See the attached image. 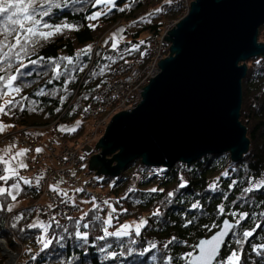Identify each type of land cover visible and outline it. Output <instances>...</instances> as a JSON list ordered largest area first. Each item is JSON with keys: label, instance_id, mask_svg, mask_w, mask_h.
Wrapping results in <instances>:
<instances>
[{"label": "trees", "instance_id": "1", "mask_svg": "<svg viewBox=\"0 0 264 264\" xmlns=\"http://www.w3.org/2000/svg\"><path fill=\"white\" fill-rule=\"evenodd\" d=\"M166 2L167 0H115L111 12L96 21L86 19V16L100 10L92 7L91 3L53 9L52 14L44 18L46 22L53 25L67 23L76 26L78 30L65 31L63 35L42 42L34 53L25 57L24 63L28 64V67L22 71L30 72L31 75H23L17 81L18 84L26 86L15 96L23 105L24 111H20L18 107L13 108L6 115L0 113V120L14 129H20V134L24 137L27 134L26 129H31V135L37 136L34 135L37 128L55 125L57 129L60 124L70 125L81 120L74 132H58L65 139L75 142L83 138L86 135L85 128L87 129L89 124L85 117V109L91 106L93 108L99 103L98 98L94 96L95 90L107 85L116 67H120L128 60H139L143 52L149 51L146 36L155 34L159 39L165 20L178 17L179 12L164 11ZM120 8L125 10L120 11ZM142 17L145 19L142 20ZM89 24H95L96 27L90 28ZM121 25H124L126 40L120 43L116 50L112 49V44L99 41L107 30L116 29ZM261 32H264V25L259 29L258 39L262 37ZM97 43L98 47L94 50ZM89 45L90 54L87 56L81 54L80 50ZM41 57L44 60L37 65L28 63L30 59L39 61ZM62 57L73 58L74 63L68 65L71 71L59 79H53L54 73L49 69V61ZM142 58L145 59L142 63L144 64L151 57L142 55ZM65 65L67 61L61 63L62 72ZM247 66V75L242 81L244 97L240 118L244 124L251 125L252 121L253 125L248 134L250 149L240 162H233L229 153H223L205 155L190 164L179 162L169 169H153L137 159L119 176H104L99 180L95 172L85 173L92 152L86 148L79 152L82 154L79 156L82 162L78 164L81 167L74 164L68 175L58 171L57 165L52 167L45 161L41 163L37 155L32 157L27 154L24 160L28 167L19 175L31 181V184L19 181L21 191L17 199L24 196L28 199L37 198L42 193L40 190L43 187L40 183L37 184V181H40L39 177L32 176L33 178L27 179L29 176L26 175L27 170L36 166V175L45 174L46 178L49 177L51 180L50 183L61 187L59 189L62 192L65 190L68 196L72 195L68 192L76 191L83 185L109 195L108 202L116 211L112 213L114 218L111 226L105 225L102 223L106 219L103 207L99 205L98 209H94L95 202L83 197L80 202L88 204L87 209L77 211L70 216L71 219L55 217L50 221V227L45 234L42 227H39L40 223L35 221L36 212L23 207L24 209L21 208L15 216L8 219L11 230L14 231L13 234L6 233L9 244L14 248L20 244L24 245L27 254L29 251H35L37 256L33 264H164L168 256L173 258L172 264H184L179 258L193 251L200 239L209 237L217 231L225 218L236 222L240 214L247 213V218L236 224L228 237L218 261L226 260L233 250H238L241 254L240 264H264V250H261L260 255L253 252L254 246L264 245V188L244 192L245 188L251 186L250 181L264 179V58L251 59ZM81 67L82 71L75 70ZM14 71L13 68L9 74H13ZM2 74L4 73H0ZM41 89L44 95H38ZM3 135L4 133L0 132V137ZM81 168L84 170L82 173ZM2 169L3 165H0V174H3ZM224 173L227 175H223ZM181 177L188 182V186L183 189L178 188ZM233 181L236 183L233 184ZM15 182L0 181V185L9 188ZM213 183L217 185L215 191L209 187ZM151 188L163 189V192L149 195L148 190ZM62 192L59 197L63 196ZM168 192H173L174 196L169 198ZM50 197L46 195L48 200ZM9 202H13L10 197H0V206H4V210H0V235L5 232L9 212L6 209ZM196 202L200 207L192 209L191 204ZM220 206L224 207L223 214L219 212ZM157 210L160 215H153ZM84 213H88V216L85 217ZM97 216L100 217V221L95 219ZM144 217L147 225L141 228L139 236H136L132 229L130 236L97 239L103 235L104 227L111 232L115 230L113 228L115 226L132 220L138 221ZM189 220L193 222L189 224ZM83 223H88L89 227L83 228ZM77 224L81 227L77 228ZM32 225L38 226L31 227ZM77 230L88 233L87 243L75 238L74 233ZM248 230L253 231V236L244 238L242 233ZM41 236L53 240L48 249L41 250L43 246L38 243ZM173 237L176 238L175 241L164 249L163 245ZM237 240L241 243H236ZM153 243L157 246L155 249L140 255ZM109 245L111 247H108ZM101 248H105L106 251H101ZM113 252L117 254L115 258L108 255ZM153 256L156 257L155 260L152 259ZM0 264L3 263L0 261Z\"/></svg>", "mask_w": 264, "mask_h": 264}, {"label": "water", "instance_id": "2", "mask_svg": "<svg viewBox=\"0 0 264 264\" xmlns=\"http://www.w3.org/2000/svg\"><path fill=\"white\" fill-rule=\"evenodd\" d=\"M262 25L264 0H193L163 38L170 54L158 62L139 102L111 118L88 168L117 177L137 159L165 169L223 153L240 162L250 148L240 121L242 81L247 61L264 57Z\"/></svg>", "mask_w": 264, "mask_h": 264}, {"label": "snow or ice", "instance_id": "3", "mask_svg": "<svg viewBox=\"0 0 264 264\" xmlns=\"http://www.w3.org/2000/svg\"><path fill=\"white\" fill-rule=\"evenodd\" d=\"M170 3L171 0H168ZM83 3H91L92 7L100 8L99 11H95L92 14L86 16V19L89 21H96L101 16H107L112 7L115 6V0H0V73H4L0 75V113L8 114L12 111L13 108H19L20 111H24L23 105L20 101L16 100L15 95H18L22 88L26 85H20L17 81L23 75H31L30 72H23L22 70L28 67V64L24 63L25 57L29 56L30 53H34L37 46L41 45L42 42L50 41L54 36L63 35L65 31H76L78 28L74 25L63 23L58 25H53L44 19L45 17H49L53 9H61L68 8L73 5H79ZM103 6V7H101ZM106 9V10H105ZM120 11H124V8H120ZM159 11V9L157 10ZM151 15V14H149ZM142 20L145 18H141ZM135 23V22H134ZM88 27L95 28V24H89ZM125 29H117L116 32L112 33L109 37L112 40V49L116 50L119 46V41L123 39V32ZM107 43V41H106ZM143 43V41L141 42ZM81 54L87 56L91 52V45L87 48L80 50ZM111 59V58H109ZM44 58H40V60H29V64L37 65L38 63L43 62ZM63 61H67V65L64 67V71H61V63ZM74 63L73 58L71 57H62L58 60H50L49 61V69L54 73L53 79H59L62 75L69 73L71 70L68 68V65H72ZM107 67V66H105ZM15 69L13 74H9L12 69ZM77 71H82L83 67L79 69H75ZM103 72V69H101ZM47 74V73H43ZM95 75V73H93ZM51 82V81H49ZM44 91L41 89L38 95H44ZM11 96V99L4 100L5 97ZM87 98V97H85ZM35 111V109H31ZM59 111V109H57ZM87 111V109H85ZM79 121H77V126H79ZM5 125L0 124V132H3L5 129ZM7 127H11L8 125ZM76 127L68 128L66 126H61L59 131H68L74 132ZM34 135H42V133L34 134ZM15 144H10L3 151L6 155H0V165H3L2 172L0 174V181L7 183L9 180H15L16 182L11 184L9 188H5L0 186V197H10L12 201H16L17 195L20 193L21 188L19 181H23L24 184H31V181L24 179L19 175V169H26L28 165L24 163L23 157L27 155L29 149H20L18 151H13L15 149ZM37 153L41 152L42 149L37 148L35 150ZM163 171V170H160ZM223 175H227L224 173ZM42 179V177H41ZM39 181H37V184ZM236 181H233L235 184ZM251 186L244 189V192H252L254 190H259L264 188V179L252 182L250 181ZM188 186V182L181 177V182L178 185L179 189L186 188ZM211 190H217V185L213 183L209 186ZM231 187V185H230ZM51 191L57 192L60 194L61 190L58 186H50ZM77 192L82 191V189H76ZM130 191H132L130 189ZM163 192V189L151 188L148 190V194L151 195L153 193ZM64 196H67V192H63ZM167 196L169 198L174 196L173 192H168ZM63 202V201H62ZM105 205H108L111 209L107 218L102 221L103 224L111 226L113 215L116 211L115 208L111 207L108 201L103 202ZM98 205L94 204V209H98ZM200 205L198 202L192 203L191 208L197 209ZM0 210H4V206H0ZM7 211L11 212L12 207H7ZM219 212L221 214L224 213V207H219ZM155 216H159L160 212L157 210L153 213ZM235 215V213H233ZM84 216L87 217L88 213H84ZM22 218V217H20ZM247 218V213H242L236 220L235 224L230 223L228 220L223 222L222 228L213 234L210 238L202 239L194 246V250L191 252L185 253L179 259L184 262V264H240L241 262V254L238 250H233L231 254L227 257L226 260L218 261V256L220 253L221 247L225 244V238L228 237L229 232L232 231L236 224H239L241 220ZM19 219V218H18ZM55 218H53L54 220ZM71 219V217H69ZM83 219V217L81 218ZM97 221H100V217H95ZM193 221L189 220L188 223H192ZM57 226H59L58 221L56 222ZM147 225L146 219H141L138 221L135 227V235H140L141 228ZM38 225H32L31 227H37ZM187 226V225H185ZM15 227V225H13ZM44 230L46 234L48 232V228L50 225H39ZM81 227L80 224H77V228ZM83 228L87 229L89 227L88 223H83ZM207 227V226H205ZM259 227V225H257ZM67 231V229H65ZM103 235L97 237L99 240H104L108 237H116L122 238L131 235L130 225L124 224L116 231H108L107 227L102 229ZM244 238H248L253 236V231L248 230L242 233ZM75 238L81 240L85 243L88 242V233L81 232L79 230L74 233ZM62 239V237L60 238ZM175 237L172 240L168 241L163 245L164 249H167L169 245L175 241ZM38 243L42 244V249H48L50 245L53 243L51 238L46 239L45 236H41L38 239ZM135 243V241H133ZM236 243H241L240 240H237ZM108 247H111L109 245ZM156 244H152L150 248L144 249L140 255H143L145 252H149L152 249H155ZM261 250H264V245L254 246L253 252L257 255L261 254ZM101 251H106L105 248H101ZM108 255L112 258L116 257V253H108ZM35 256L32 257L35 260ZM153 260L156 259L155 256L152 257ZM173 258L168 256L164 261V264H172Z\"/></svg>", "mask_w": 264, "mask_h": 264}, {"label": "rangeland", "instance_id": "4", "mask_svg": "<svg viewBox=\"0 0 264 264\" xmlns=\"http://www.w3.org/2000/svg\"><path fill=\"white\" fill-rule=\"evenodd\" d=\"M185 5L188 2L190 4V2L192 0H183ZM164 8V7H163ZM187 9L186 7H184V9H181L179 11L178 17H176L175 19L173 18H169L165 20L164 23V28L162 30V32L160 31V34H162L161 36H163V38L165 36H168V31L172 30L176 25L177 22L180 21L182 19V17L185 16V14H187ZM118 27V26H117ZM124 29V25L119 26L116 29H112L109 31L107 30L105 33H103L100 37L102 43H108V45L112 44V40L109 39V37L112 35V33L116 32L117 29ZM168 29V30H167ZM123 39H121L119 41V44L122 43L125 39L124 37V32H123ZM262 37H259V41L264 43V32L260 34ZM158 39V38H156ZM160 39V38H159ZM263 39V41H262ZM153 48L154 50H158L161 53L156 54L155 51H152L153 54H150L151 58L149 60H147L144 64L139 66V71H140V77H136V74L133 75V79L134 82L132 84L130 83H124V82H117L120 77H124L127 76L130 73V69L128 64H123V66H121L120 68L116 67V71L114 72L115 74L109 78V81H113L116 83H113V85H111L110 87H108L105 92L104 91H100V90H95L94 96L95 98H101L102 96H106L107 99H110V96L113 94V97L116 98V96H118V98L114 101L116 102V104H113V106L115 107H111L109 106V108L107 109L108 112L106 113H101V114H97V111L93 110L92 106L89 107V111H86L85 117H87L86 119H88L89 124L87 125V129L85 128V133L86 135L79 139L78 141H71L68 139H65L64 136L61 135V133H59V128L61 126H66L68 128H72V127H78L77 126V121H79L81 123V120H77L74 123H71L70 125H66V124H60L57 129L56 126H47V127H42V128H37L34 130L35 134H39L42 133L41 136H31L32 134V130L31 129H26L25 131L27 132V134L29 135V138H27V134L24 137L23 134H20V129H14L13 127H7L8 124L1 121L0 120V124L5 125V129L3 131L4 135L2 137H0V155H6V153L3 151L4 149H6L10 144H15V149L13 151H18L20 149H29V152L27 154L31 155L32 157H35V155H37V159H40L41 163L47 162L50 166H54L57 165V170L60 172H65V174H69L71 172L72 166L81 164L82 161H80V154L79 153L81 150L83 149H87L91 152V155L89 156V158L98 153L99 150L96 148V144L98 143L99 139L102 137V135L104 134L106 127L108 125V123L110 122L111 118L119 111L122 110H126L129 109V106L134 107L135 104H137L139 102V91L142 87H144L147 83L148 80L146 79V77H152L154 73H157V66H158V62L161 60L160 57L158 56L160 54V56H164L162 59H164L165 57H167L170 52H169V48H170V43L168 42V40L163 39L165 41V43L167 42L168 44L166 46H163L161 49L159 47H157V41H155V39H153ZM160 42V40L158 41ZM98 47V43L95 45L94 50H96V48ZM145 56V54H144ZM254 58H261V57H254ZM251 58V59H254ZM250 59V60H251ZM145 60L141 58L139 60H128L126 61V63H134V62H139ZM131 64V65H132ZM248 64V61H247ZM114 69V70H115ZM113 70V71H114ZM149 78V79H150ZM243 89V86H242ZM111 95H110V93ZM109 93V94H108ZM118 94V95H117ZM242 94H244V92L242 91ZM16 96V94H13ZM244 97V96H243ZM11 96L5 97L4 100H8L11 99ZM104 98V97H103ZM102 98V99H103ZM243 103V101H242ZM247 104V103H246ZM112 105V103H111ZM243 105V104H242ZM242 109V108H241ZM254 111V110H253ZM244 113V112H243ZM93 114H96L95 116H91ZM108 121V123H107ZM240 121L242 122V119L240 118ZM79 123V124H80ZM242 124H244L242 122ZM247 128V136H249L248 134H250V130L252 129V121H251V125L250 123L244 124ZM89 128V129H88ZM8 129H10V131L8 132ZM22 129V128H21ZM60 132H65V131H60ZM19 138V140L17 141V139ZM84 138H86L87 140H85ZM44 139V140H42ZM40 148L42 149V151L38 154L36 153V149ZM79 154V155H78ZM82 156V154H81ZM65 157V158H64ZM56 159V160H55ZM23 161L24 163H26V161L24 160L23 157ZM27 164V163H26ZM41 166H44L43 164H41ZM77 167H81L80 165H78ZM71 168V169H70ZM23 169H19V174L21 173ZM87 170V171H86ZM85 170V173L90 174L91 170L89 168H87ZM84 170L83 168H81V172L82 173ZM27 172V179L30 177H34L36 178L37 176L39 177L40 181V185L43 187V189L39 190L42 191V193L39 194V197L37 198H32V199H28L27 197H21L20 199H16V201L13 202H9L8 203V207H12V211L11 212H7V221H6V227H5V232L4 234L0 235V261L3 264H33L34 260L32 259V257H36L37 253H34L35 251H29V253H26V249L24 245H17V247H12L9 244V240H8V233L13 234L14 231L11 230V225H10V218L15 216L18 211L21 208H29L28 210H32L36 212V219L35 221L43 224V225H49L51 224V220L53 218H59V219H67L70 216H73L74 213H77V211H84L85 209H87L89 207V205L85 204V203H81L80 200L84 197V198H88L92 201L95 202V205H100L103 207V214L106 216H108L109 212L111 209H108V205L106 207V205L103 203L104 201H108L109 199V195L106 194H102L99 193L97 191L94 190L93 187L87 186V185H83L80 189H82V191L77 192V191H70L68 193H71V196H62L59 197L57 194V192L54 191H50V186H54L53 183L49 180V177L46 178V175L43 173H40L38 175H36V166L30 168L29 170L26 171ZM79 173V172H78ZM96 175V174H95ZM40 176L42 177V179L40 178ZM94 176V175H93ZM32 177V178H33ZM104 176H98L96 175V178L99 180H102ZM65 184V183H64ZM67 184V183H66ZM2 187L7 188L5 185H0ZM40 186V187H41ZM61 188V187H58ZM64 189V188H63ZM64 192H66L65 190H63ZM62 192V191H61ZM73 192V193H72ZM63 193V192H62ZM47 196H51L49 198V200L46 198ZM63 201V202H62ZM23 208V209H24ZM9 219V220H8ZM142 219H146L145 217ZM141 220V219H140ZM138 220V221H140ZM138 221L136 220H132L129 222H126L124 224H128L130 225V230L134 229L138 223ZM122 224V225H124ZM121 225V226H122ZM121 226H115L113 228H115L114 231L118 230ZM43 229V228H42ZM7 233V234H6ZM27 254V255H26Z\"/></svg>", "mask_w": 264, "mask_h": 264}, {"label": "built area", "instance_id": "5", "mask_svg": "<svg viewBox=\"0 0 264 264\" xmlns=\"http://www.w3.org/2000/svg\"><path fill=\"white\" fill-rule=\"evenodd\" d=\"M169 7H172V8H179L180 10L181 9H184V7H186V8H188L187 9V13L189 12V9H190V4L187 2L186 3V5H185V3H184V1L183 0H172V2H171V4L169 5ZM179 22V21H178ZM177 22V23H178ZM168 30V29H167ZM162 35V34H161ZM156 38H158L157 37V35H155V34H153V35H149L148 37H147V40L150 42V45H151V54H153L152 53V51H155L156 52V54H158V53H160L159 52V49L158 50H154V48H153V39H155V41H157V47H159L160 49L163 47V46H166L168 43L166 42L165 43V41L163 40V36H160V39H156ZM160 40V42H158ZM162 53V52H161ZM160 53V54H161ZM160 54L158 55L159 57H160V59H162L164 56L162 55V56H160ZM125 64H128V66H129V69H130V73L127 75V76H124V77H120V79L117 81V82H119V81H121V82H124L125 84L126 83H130V84H132L133 82H134V80H132L133 79V75H135L136 73V77L138 78V77H140L139 75H140V69H139V66L140 65H142V63L141 62H134L133 64L132 63H125ZM124 64V65H125ZM132 64V65H131ZM121 66H123V65H121ZM120 66V67H121ZM120 67H118V68H120ZM158 68H159V66H157V72H158ZM116 71V69L114 70V72ZM117 72V71H116ZM115 73H113L110 77H112L113 75H114ZM154 74H156V73H154ZM154 74H153V76H154ZM113 78V77H112ZM150 77H146V79L148 80V82H149V79ZM113 83H116V82H113V81H108V83H107V85L106 86H104L103 88H98V89H96V90H100V91H104L105 92V90L108 88V87H110L111 85H113ZM143 89V87L140 89V91H139V100H140V98H141V90ZM110 93V92H109ZM108 93V94H109ZM110 95H111V93H110ZM118 95V94H117ZM104 97V98H103ZM115 97V96H114ZM113 97V94L110 96V99L108 100L107 99V97L106 96H102L101 98H98V100H99V103L93 108V110L95 111H97V109H98V111L99 112H97V114H101V113H106V112H108L107 111V109L109 108V106H111L112 108L114 107L113 106V104H116V102H114L117 98H118V96H116V98H114ZM103 98V99H102ZM111 103H112V105H111ZM135 106V105H134ZM133 107L132 106H129V109H126V110H130V109H132ZM87 111H89V109H87ZM101 112V113H100ZM30 137H32V135L30 136ZM27 138H29V135H27Z\"/></svg>", "mask_w": 264, "mask_h": 264}, {"label": "flooded vegetation", "instance_id": "6", "mask_svg": "<svg viewBox=\"0 0 264 264\" xmlns=\"http://www.w3.org/2000/svg\"><path fill=\"white\" fill-rule=\"evenodd\" d=\"M259 57L264 58L263 56H259Z\"/></svg>", "mask_w": 264, "mask_h": 264}, {"label": "bare ground", "instance_id": "7", "mask_svg": "<svg viewBox=\"0 0 264 264\" xmlns=\"http://www.w3.org/2000/svg\"><path fill=\"white\" fill-rule=\"evenodd\" d=\"M260 42V41H259ZM250 146H251V144H250ZM250 149V148H249Z\"/></svg>", "mask_w": 264, "mask_h": 264}]
</instances>
